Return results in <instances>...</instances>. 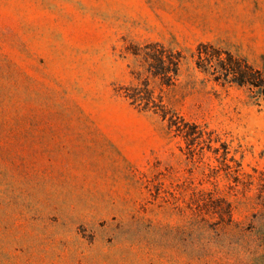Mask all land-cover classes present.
Listing matches in <instances>:
<instances>
[{
    "label": "rangeland",
    "instance_id": "1",
    "mask_svg": "<svg viewBox=\"0 0 264 264\" xmlns=\"http://www.w3.org/2000/svg\"><path fill=\"white\" fill-rule=\"evenodd\" d=\"M263 81L264 0H0V264H264ZM148 89L228 144L253 202L127 96Z\"/></svg>",
    "mask_w": 264,
    "mask_h": 264
},
{
    "label": "trees",
    "instance_id": "2",
    "mask_svg": "<svg viewBox=\"0 0 264 264\" xmlns=\"http://www.w3.org/2000/svg\"><path fill=\"white\" fill-rule=\"evenodd\" d=\"M166 50L161 49V52H165ZM170 53V52H169ZM137 55L136 53H134ZM171 59H165L163 57L162 53L155 54L154 60L158 66V69L160 72L156 73L154 71L151 72V75L161 76L165 78L171 77V75H176L179 65V58L173 57L172 54ZM153 56V55H152ZM227 56L231 59V55L227 54ZM234 65H226L223 63V60L217 61V63H212V61L201 56L198 57V68H204L208 72L211 70L213 74H216L218 78L222 77L224 80H229L231 82L236 83L237 85H253L252 78H254L249 71L250 68L248 67H242L238 61L234 60ZM200 64V65H199ZM261 86L263 87L261 93L264 98V81L262 82ZM129 98L132 100V103H136L138 106L143 103L144 108L148 105V109L153 108L156 110V112H159V115L162 117L163 120L167 121V127L170 131L176 132V135L179 136H197V138H193L188 140L189 144L191 145H197L201 143H205L207 149H212L214 158L216 161H222L225 166L228 167L230 174H233L232 180H233V198L234 200H238L241 202V200H244L245 202H253L254 197L257 201L261 202V206L264 208V195L261 194H255V196H249L248 193L251 192L252 183L248 182L249 189L246 191L244 182L241 180V177L239 176L240 171V164L236 161L235 157L233 155H230L229 153V147L227 143H224L220 141L219 139H204L202 138V133L204 132V127L198 124L194 123H188L184 122L183 119H181L178 115H176L174 112H168L165 105L161 100L156 101L153 98V93L148 89V99L142 100L141 98L137 97L136 95H128ZM222 148V153L219 154V149ZM200 153H204V149L202 147L199 148ZM237 167V169L235 168ZM243 197V198H239ZM225 204L227 207L228 213L232 216V203H225L224 199L217 198L216 204ZM264 214V212H263ZM230 222L232 221L230 217Z\"/></svg>",
    "mask_w": 264,
    "mask_h": 264
}]
</instances>
